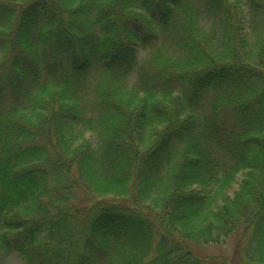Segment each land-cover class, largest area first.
Listing matches in <instances>:
<instances>
[{
    "label": "trees",
    "instance_id": "obj_1",
    "mask_svg": "<svg viewBox=\"0 0 264 264\" xmlns=\"http://www.w3.org/2000/svg\"><path fill=\"white\" fill-rule=\"evenodd\" d=\"M232 233L264 263V0H0V264Z\"/></svg>",
    "mask_w": 264,
    "mask_h": 264
},
{
    "label": "rangeland",
    "instance_id": "obj_2",
    "mask_svg": "<svg viewBox=\"0 0 264 264\" xmlns=\"http://www.w3.org/2000/svg\"><path fill=\"white\" fill-rule=\"evenodd\" d=\"M240 177V174H238L235 184H233L232 188L229 190L230 195H232V192L237 188ZM103 199L108 201H122L123 203L129 204L128 199H116L114 197H105ZM242 244H244V240L242 241L241 236L238 233H232L225 242L209 244L189 242V248L198 257L214 259L213 261L215 264H258L248 262L244 259L241 253ZM3 264L25 263L18 254L11 253V255L4 260Z\"/></svg>",
    "mask_w": 264,
    "mask_h": 264
}]
</instances>
